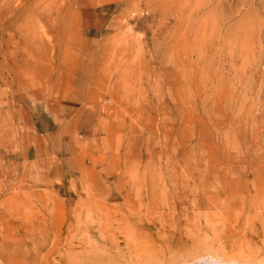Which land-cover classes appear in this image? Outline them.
I'll return each instance as SVG.
<instances>
[{
  "label": "rangeland",
  "instance_id": "obj_1",
  "mask_svg": "<svg viewBox=\"0 0 264 264\" xmlns=\"http://www.w3.org/2000/svg\"><path fill=\"white\" fill-rule=\"evenodd\" d=\"M0 264H264V0H0Z\"/></svg>",
  "mask_w": 264,
  "mask_h": 264
},
{
  "label": "bare ground",
  "instance_id": "obj_2",
  "mask_svg": "<svg viewBox=\"0 0 264 264\" xmlns=\"http://www.w3.org/2000/svg\"><path fill=\"white\" fill-rule=\"evenodd\" d=\"M202 3V2H201ZM212 18V17H211Z\"/></svg>",
  "mask_w": 264,
  "mask_h": 264
}]
</instances>
